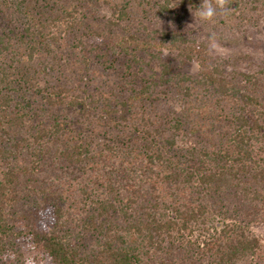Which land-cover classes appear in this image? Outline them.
Wrapping results in <instances>:
<instances>
[{"label": "trees", "instance_id": "16d2710c", "mask_svg": "<svg viewBox=\"0 0 264 264\" xmlns=\"http://www.w3.org/2000/svg\"><path fill=\"white\" fill-rule=\"evenodd\" d=\"M199 3L0 0V264L24 238L50 264H264V69L182 29Z\"/></svg>", "mask_w": 264, "mask_h": 264}, {"label": "rangeland", "instance_id": "374dc122", "mask_svg": "<svg viewBox=\"0 0 264 264\" xmlns=\"http://www.w3.org/2000/svg\"><path fill=\"white\" fill-rule=\"evenodd\" d=\"M228 5L231 8V12L235 14L232 19L227 20L224 18L226 15H218L215 17L217 20L227 21V25L223 28L221 26L215 27L213 24L207 22H194L189 12V7L187 9L185 7L179 8L176 18L184 13L185 15L182 20L185 24L182 29L186 33L191 32L198 40H203L208 43V35L215 34L216 41L223 48L229 50V55L225 58L211 57L224 63L228 70L246 72L264 69V10L261 11L257 8L260 5L255 0H228ZM235 7H237V11H235ZM174 22L178 26L177 21L175 20ZM193 22L194 24L191 25ZM158 25L160 27L166 26V22L159 21ZM67 54L71 55L70 51H67ZM186 68L188 74L194 75L197 72V65L195 63L188 64ZM25 93H27L26 97L30 96L28 90ZM172 105L174 110L180 109L178 105ZM172 108L166 109L164 107L163 110ZM49 111L51 112V110ZM78 128L81 137L93 145L108 144L122 134L121 131L112 126L95 123L88 124L82 123V121L79 122ZM251 232L256 237L264 240L263 224L252 226ZM18 246L24 256L25 264H50L33 251V246L28 238L19 240Z\"/></svg>", "mask_w": 264, "mask_h": 264}, {"label": "clouds", "instance_id": "9594fccd", "mask_svg": "<svg viewBox=\"0 0 264 264\" xmlns=\"http://www.w3.org/2000/svg\"><path fill=\"white\" fill-rule=\"evenodd\" d=\"M189 12L193 17V21L201 23L214 22V18L218 15H229L231 8L228 5V0H200L198 6H189ZM194 22L191 24L193 25ZM208 40V53L213 57L225 58L229 55V50L223 48L215 38V34H209Z\"/></svg>", "mask_w": 264, "mask_h": 264}]
</instances>
